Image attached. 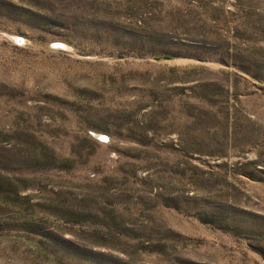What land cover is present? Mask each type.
Here are the masks:
<instances>
[{"label": "rangeland", "instance_id": "1", "mask_svg": "<svg viewBox=\"0 0 264 264\" xmlns=\"http://www.w3.org/2000/svg\"><path fill=\"white\" fill-rule=\"evenodd\" d=\"M0 264H264V0H0Z\"/></svg>", "mask_w": 264, "mask_h": 264}, {"label": "snow or ice", "instance_id": "2", "mask_svg": "<svg viewBox=\"0 0 264 264\" xmlns=\"http://www.w3.org/2000/svg\"><path fill=\"white\" fill-rule=\"evenodd\" d=\"M101 139H106L105 137H101Z\"/></svg>", "mask_w": 264, "mask_h": 264}]
</instances>
